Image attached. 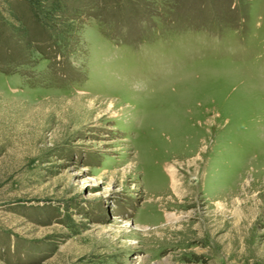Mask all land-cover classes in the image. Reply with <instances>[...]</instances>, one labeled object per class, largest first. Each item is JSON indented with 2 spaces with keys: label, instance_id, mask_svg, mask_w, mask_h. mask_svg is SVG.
<instances>
[{
  "label": "rangeland",
  "instance_id": "374dc122",
  "mask_svg": "<svg viewBox=\"0 0 264 264\" xmlns=\"http://www.w3.org/2000/svg\"><path fill=\"white\" fill-rule=\"evenodd\" d=\"M0 264H264V0H0Z\"/></svg>",
  "mask_w": 264,
  "mask_h": 264
},
{
  "label": "bare ground",
  "instance_id": "6f19581e",
  "mask_svg": "<svg viewBox=\"0 0 264 264\" xmlns=\"http://www.w3.org/2000/svg\"><path fill=\"white\" fill-rule=\"evenodd\" d=\"M90 196H88V198H94L96 197L98 194H95V192H90Z\"/></svg>",
  "mask_w": 264,
  "mask_h": 264
}]
</instances>
